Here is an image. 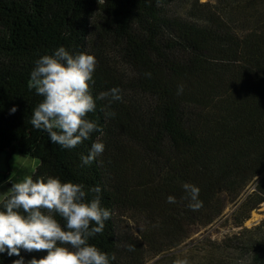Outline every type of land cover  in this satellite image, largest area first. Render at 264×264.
<instances>
[{
    "label": "trees",
    "instance_id": "obj_1",
    "mask_svg": "<svg viewBox=\"0 0 264 264\" xmlns=\"http://www.w3.org/2000/svg\"><path fill=\"white\" fill-rule=\"evenodd\" d=\"M179 2L0 0V156L8 166L16 155L38 159L34 180L99 185L111 218L89 243L115 254L110 264H264V220L245 227L264 204V0ZM59 46L95 56L94 97L122 90L121 101L97 100L88 115L103 131L70 150L30 123L42 100L28 88L30 72ZM96 141L105 151L82 166ZM184 183L199 187V211L181 199ZM169 195L177 203H167ZM230 206L238 232L173 253ZM127 214L140 219L135 232L119 224ZM44 255L20 253L25 264ZM17 259L0 253V264Z\"/></svg>",
    "mask_w": 264,
    "mask_h": 264
},
{
    "label": "clouds",
    "instance_id": "obj_2",
    "mask_svg": "<svg viewBox=\"0 0 264 264\" xmlns=\"http://www.w3.org/2000/svg\"><path fill=\"white\" fill-rule=\"evenodd\" d=\"M97 60L94 55L80 52L73 55L64 46H59L51 54L39 56L34 62L28 80L29 90L42 97L34 108L31 125L45 131L51 143L63 149H73L90 139L93 132H102L99 124L88 119L94 113L97 100H108V106L122 100V90L113 87L94 97L91 86ZM151 78V73L144 74ZM179 86L177 94H182ZM102 111L104 109H101ZM17 111L10 109V114ZM115 116V112H106ZM105 151V144L93 142L87 155H82L81 165H91ZM185 195L192 211H199L203 201L199 199L200 189L191 183H184ZM93 193L91 199L88 194ZM102 189L99 185L87 191L81 183L62 181L56 176L33 179L26 175L11 183L0 210V253L18 256L13 264H25L20 256L26 252H46L37 259L33 257L27 264H110L115 260L95 245L90 238L102 234L105 221L111 218L109 209L101 205ZM167 203L175 204V196L169 195ZM59 216L63 224L56 218ZM135 246L130 245L129 251ZM175 264H189L187 259Z\"/></svg>",
    "mask_w": 264,
    "mask_h": 264
},
{
    "label": "rangeland",
    "instance_id": "obj_3",
    "mask_svg": "<svg viewBox=\"0 0 264 264\" xmlns=\"http://www.w3.org/2000/svg\"><path fill=\"white\" fill-rule=\"evenodd\" d=\"M179 5L184 6L191 3L193 0H179ZM216 0H200V2H212L214 3ZM40 165V161L38 159L32 158L30 156H23V155H16L9 161V166L7 164V157L6 155L0 156V203L4 201L7 191L11 188V186L5 182L4 175L9 173L8 182H17L21 180L24 176L30 175L33 177L37 168ZM256 184L251 186V188L246 193L245 197L256 189ZM244 199V198H243ZM242 199V200H243ZM238 207V205H237ZM236 206H230L226 212V216L217 222L215 225L201 231L200 233L196 234L192 241L188 242L186 245L180 247L178 250H175L173 253L179 254L181 252H185L191 245L195 242H201L205 239H211L212 241L222 242L224 238L227 236H231L234 233L238 232L239 230L234 227L233 222L229 220L231 215L233 214L234 210L237 208ZM134 220H132V219ZM121 228L126 231H134L137 228V217L135 214H127L126 216H120L119 218ZM264 220V204L251 214L250 220L245 223V227L252 228L255 225L260 224ZM137 235V233H136ZM203 247L202 245H200ZM206 249V248H205ZM152 264V263H150Z\"/></svg>",
    "mask_w": 264,
    "mask_h": 264
},
{
    "label": "crops",
    "instance_id": "obj_4",
    "mask_svg": "<svg viewBox=\"0 0 264 264\" xmlns=\"http://www.w3.org/2000/svg\"><path fill=\"white\" fill-rule=\"evenodd\" d=\"M1 203H2V202H1ZM1 203H0V204H1Z\"/></svg>",
    "mask_w": 264,
    "mask_h": 264
}]
</instances>
